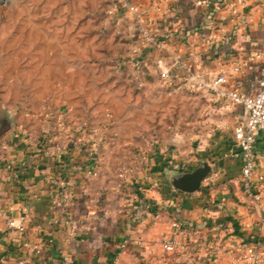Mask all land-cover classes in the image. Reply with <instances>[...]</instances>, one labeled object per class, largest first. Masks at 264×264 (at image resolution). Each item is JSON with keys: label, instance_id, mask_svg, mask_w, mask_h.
Returning a JSON list of instances; mask_svg holds the SVG:
<instances>
[{"label": "crops", "instance_id": "0c3cea01", "mask_svg": "<svg viewBox=\"0 0 264 264\" xmlns=\"http://www.w3.org/2000/svg\"><path fill=\"white\" fill-rule=\"evenodd\" d=\"M98 1L84 0L105 8V93L132 84L136 112L13 120L0 136V255L23 264H264V131L249 193L231 131L245 112L198 82L225 70L226 85L256 87L261 63L243 61L264 43V0ZM110 73L121 81L113 86ZM202 160L211 171L198 190L170 183ZM246 245L256 263L235 257Z\"/></svg>", "mask_w": 264, "mask_h": 264}, {"label": "rangeland", "instance_id": "374dc122", "mask_svg": "<svg viewBox=\"0 0 264 264\" xmlns=\"http://www.w3.org/2000/svg\"><path fill=\"white\" fill-rule=\"evenodd\" d=\"M105 68V8H87L84 0H0V116L68 122L133 114L136 89L105 93ZM110 79L113 86L119 80Z\"/></svg>", "mask_w": 264, "mask_h": 264}, {"label": "built area", "instance_id": "2783aa9c", "mask_svg": "<svg viewBox=\"0 0 264 264\" xmlns=\"http://www.w3.org/2000/svg\"><path fill=\"white\" fill-rule=\"evenodd\" d=\"M140 33L147 35L145 28H139ZM250 61L260 62V69L257 74V85L253 89L241 90L236 86L226 85L227 73L225 70H220L214 77L208 80H198L199 83L216 96L218 100H221L223 105L238 104L243 108L245 112L244 121H239L232 126V136L236 140V144L240 149L242 166H241V180L244 190L252 193V171L255 164V151L254 141L260 131H264V43L255 45L247 55V60L243 63L248 64ZM160 65V61H158ZM241 66L240 62L234 63L231 68L235 71L239 70ZM139 66H137V69ZM160 77L163 79L169 78V69L160 66ZM99 132L98 125H91L89 133L92 137H95ZM201 145V142L199 143ZM186 163H181L180 167L185 168ZM207 176V175H206ZM205 176V177H206ZM259 180L264 178L263 174L257 175ZM2 214V210H0ZM21 221L15 225L20 231L24 230L23 223L24 215L20 216ZM9 225L12 226V222L9 221ZM136 241L141 243V238L137 237ZM161 242L167 249H172L175 245V241L170 239L167 234L161 236ZM127 243V239L120 242V247H124ZM237 259L249 258L251 262L256 263L259 259V252L253 245L244 246L240 252L235 256ZM67 259V256L64 257ZM24 258L21 257H6L0 255V264H23Z\"/></svg>", "mask_w": 264, "mask_h": 264}, {"label": "water", "instance_id": "95a60500", "mask_svg": "<svg viewBox=\"0 0 264 264\" xmlns=\"http://www.w3.org/2000/svg\"><path fill=\"white\" fill-rule=\"evenodd\" d=\"M12 117L8 114L0 116V136L4 135L12 128ZM211 171V166L207 160H202L198 165L190 170L172 174L169 177L170 183L176 188L185 192L198 190L205 176Z\"/></svg>", "mask_w": 264, "mask_h": 264}, {"label": "trees", "instance_id": "16d2710c", "mask_svg": "<svg viewBox=\"0 0 264 264\" xmlns=\"http://www.w3.org/2000/svg\"><path fill=\"white\" fill-rule=\"evenodd\" d=\"M37 144H38V142H37ZM121 249V247H120V244L116 247V249H115V253L118 251V250H120Z\"/></svg>", "mask_w": 264, "mask_h": 264}]
</instances>
